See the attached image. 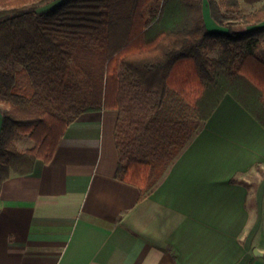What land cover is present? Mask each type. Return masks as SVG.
<instances>
[{
    "label": "trees",
    "instance_id": "obj_1",
    "mask_svg": "<svg viewBox=\"0 0 264 264\" xmlns=\"http://www.w3.org/2000/svg\"><path fill=\"white\" fill-rule=\"evenodd\" d=\"M58 2L52 9L40 12ZM0 0V197L51 163L83 114L118 112L116 179L139 201L231 95L264 126V6L210 0ZM236 23L253 25L236 31ZM219 53L218 57L211 54ZM172 94L186 110L158 118ZM27 137L32 147L17 144ZM1 209V208H0Z\"/></svg>",
    "mask_w": 264,
    "mask_h": 264
},
{
    "label": "crops",
    "instance_id": "obj_2",
    "mask_svg": "<svg viewBox=\"0 0 264 264\" xmlns=\"http://www.w3.org/2000/svg\"><path fill=\"white\" fill-rule=\"evenodd\" d=\"M117 120L81 115L51 163L5 182L0 264H264V126L250 112L223 97L143 201L116 179Z\"/></svg>",
    "mask_w": 264,
    "mask_h": 264
},
{
    "label": "rangeland",
    "instance_id": "obj_3",
    "mask_svg": "<svg viewBox=\"0 0 264 264\" xmlns=\"http://www.w3.org/2000/svg\"><path fill=\"white\" fill-rule=\"evenodd\" d=\"M219 1V0H216ZM209 2L210 0H205V4H204V8H203V14H204V19L206 22L207 27L212 30V31H217V32H226L227 31V27H222L220 25H218L211 17V12H210V7H209ZM56 2L49 4L45 7H42L39 11L40 12H45L47 11L49 8H51V5H54ZM250 26L253 27V25H247V24H243V23H236L233 27L234 30L236 31H243L246 30V28ZM212 57H218L219 53H214L211 54ZM172 94L170 95V97L167 99V101L165 102V105L163 107V109L158 113V118L160 119H164V118H168V117H174V113H176V111H174V108H180L182 111L186 110L189 106L187 105V103L183 104L178 102V99H176L175 97H172ZM178 111V110H177ZM2 121H3V116L2 113L0 112V134H1V129H2ZM32 143L29 141V139L27 137H20L18 139V146L20 147V149L24 150L26 148H30L32 147Z\"/></svg>",
    "mask_w": 264,
    "mask_h": 264
}]
</instances>
